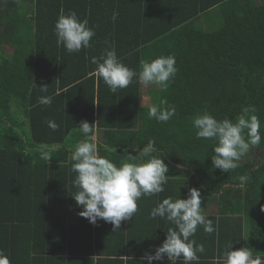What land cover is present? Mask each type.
Segmentation results:
<instances>
[{"label":"trees","instance_id":"obj_1","mask_svg":"<svg viewBox=\"0 0 264 264\" xmlns=\"http://www.w3.org/2000/svg\"><path fill=\"white\" fill-rule=\"evenodd\" d=\"M61 9L88 20L96 33L91 48L70 54L57 46ZM216 10L220 28L196 23ZM106 41L137 72L142 60L174 56L178 71L168 90L134 78L113 94L91 75V59L103 54ZM142 89L152 94L143 104ZM41 96L52 103L40 104ZM162 99L175 115L166 123L148 119L149 107ZM244 107L255 109L262 139L224 173L212 164L216 141L198 140L193 119L208 113L235 122ZM82 121L96 124L98 153L117 167L154 141L151 156L169 168L165 190L137 200V212L117 232L78 215L68 158L84 139L74 131ZM41 145L51 150L50 161L41 159ZM193 188L215 231L198 226L190 240L205 251L191 264H226L230 242L228 251L248 248L264 261V0H0V252L10 264H147L144 255L175 228L151 219L152 209L168 197L187 199Z\"/></svg>","mask_w":264,"mask_h":264},{"label":"clouds","instance_id":"obj_2","mask_svg":"<svg viewBox=\"0 0 264 264\" xmlns=\"http://www.w3.org/2000/svg\"><path fill=\"white\" fill-rule=\"evenodd\" d=\"M117 16V13H113L112 20L115 21ZM54 33L57 37V46H63L70 54L91 48L90 41L96 34L94 29L88 26L87 19L80 20L75 11L65 14L63 9L55 23ZM105 43L108 44V48L103 54L99 58L91 59V63L96 65L91 75L102 78L113 94L127 88L134 78H138V82L142 85H152L161 91L168 90L178 71L174 56H160L150 62L142 60L140 71L137 72L118 59L113 44L107 41ZM40 88L46 90L47 86ZM39 103L50 105L52 98L41 96ZM254 111V108L244 107L235 122L228 118L217 120L208 113L197 115L193 119L198 140L216 141L211 156L212 164L216 169L230 173L238 166L237 162L246 155L250 146L261 142L260 121L252 114ZM175 113V106L162 99L159 104L149 107L147 117L166 123ZM46 123L52 131H56L59 127L52 120ZM95 125L82 121L74 129L82 133L84 139L76 144L68 158L70 170L76 174L73 184L77 191L73 198L83 209L78 213L79 216L86 218L93 225L100 220L110 223L113 232H117L121 228L122 221L131 220L137 212V200L142 196L150 197L165 190L164 185L169 177L166 173L169 168L163 159L151 156V153L156 151L154 141H149L142 150H138L137 156L128 154L127 160L121 161V165L117 167L108 158L99 155ZM245 130H247L246 134ZM40 147L41 159L50 161L52 158L49 147L47 145ZM103 147L108 152L114 150L107 144ZM139 157L150 158L143 163L128 162ZM239 180L243 186L248 177L242 175ZM201 208V193L195 188L189 191L187 199L173 200L171 197L163 199L152 209L150 218L166 219L174 224L175 228H169L162 245L155 249L154 254L146 253L142 260L147 261V264H153V261L162 262L165 258L170 264H177L181 258L183 264L198 261L197 253H203L205 249L203 244L197 245L195 240H190V237L194 236L198 226H202L209 234L215 231L212 220L201 213ZM231 247L230 242L224 253L226 264H264L260 257L253 258L250 249L228 251ZM0 264H10L8 257L2 252H0Z\"/></svg>","mask_w":264,"mask_h":264},{"label":"rangeland","instance_id":"obj_3","mask_svg":"<svg viewBox=\"0 0 264 264\" xmlns=\"http://www.w3.org/2000/svg\"><path fill=\"white\" fill-rule=\"evenodd\" d=\"M218 12L219 10H216L212 12V14H208L207 16H202L201 18H199V20L196 23L197 24L199 23V25L202 26L203 29H211V30L218 29L222 25V17L219 18L220 14L217 15ZM144 95L145 96H143V101L146 100L147 93H145Z\"/></svg>","mask_w":264,"mask_h":264},{"label":"crops","instance_id":"obj_4","mask_svg":"<svg viewBox=\"0 0 264 264\" xmlns=\"http://www.w3.org/2000/svg\"><path fill=\"white\" fill-rule=\"evenodd\" d=\"M143 90V89H142ZM147 93V96H146V100L147 99H150L152 97V94L150 93L149 90H144V91H141V97H142V104L145 102L143 101V96H145L144 94ZM211 207H214L213 205ZM202 214L207 217V212L203 211Z\"/></svg>","mask_w":264,"mask_h":264},{"label":"water","instance_id":"obj_5","mask_svg":"<svg viewBox=\"0 0 264 264\" xmlns=\"http://www.w3.org/2000/svg\"><path fill=\"white\" fill-rule=\"evenodd\" d=\"M177 167H178V168H183V166H181V165H177Z\"/></svg>","mask_w":264,"mask_h":264}]
</instances>
